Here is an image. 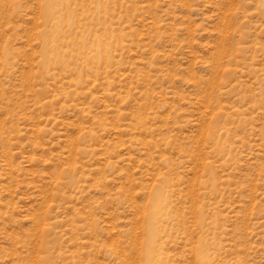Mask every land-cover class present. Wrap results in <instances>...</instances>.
Segmentation results:
<instances>
[{"label": "rangeland", "instance_id": "rangeland-1", "mask_svg": "<svg viewBox=\"0 0 264 264\" xmlns=\"http://www.w3.org/2000/svg\"><path fill=\"white\" fill-rule=\"evenodd\" d=\"M206 263L264 264V0H0V264Z\"/></svg>", "mask_w": 264, "mask_h": 264}, {"label": "bare ground", "instance_id": "bare-ground-1", "mask_svg": "<svg viewBox=\"0 0 264 264\" xmlns=\"http://www.w3.org/2000/svg\"><path fill=\"white\" fill-rule=\"evenodd\" d=\"M51 1V3H52V1L53 0H50ZM87 40V39H86ZM88 40H89V37H88ZM93 41V40H92ZM91 42V41H90ZM98 44V43H97ZM98 51V50H97ZM98 54V53H97ZM94 55V54H93ZM93 55H91V57L93 56ZM91 59V58H90ZM160 188V190L158 189V191H157V193H156V191H155V193L156 194H158V196L159 197H161L162 196V190H161V187H159ZM156 213H157V208L156 209H154V210H152V213L150 214V217H151V220H153L152 219V217L154 216V215H156ZM150 230H152V229H150ZM152 235H153V233H152ZM158 241V240H157ZM151 253H152V250L150 249V250H148V254H147V259L149 260L150 258H151ZM153 254V253H152ZM154 255V254H153ZM205 261V260H204ZM203 261V262H204ZM207 264V263H206Z\"/></svg>", "mask_w": 264, "mask_h": 264}]
</instances>
